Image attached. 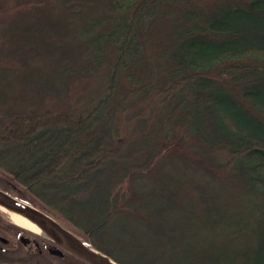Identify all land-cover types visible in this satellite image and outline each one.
Returning a JSON list of instances; mask_svg holds the SVG:
<instances>
[{
  "label": "trees",
  "instance_id": "16d2710c",
  "mask_svg": "<svg viewBox=\"0 0 264 264\" xmlns=\"http://www.w3.org/2000/svg\"><path fill=\"white\" fill-rule=\"evenodd\" d=\"M10 13L100 18V43L76 98L0 111V188L119 264H264V0H0V28ZM216 180L258 211L248 237ZM0 232V264H91L1 211Z\"/></svg>",
  "mask_w": 264,
  "mask_h": 264
},
{
  "label": "rangeland",
  "instance_id": "374dc122",
  "mask_svg": "<svg viewBox=\"0 0 264 264\" xmlns=\"http://www.w3.org/2000/svg\"><path fill=\"white\" fill-rule=\"evenodd\" d=\"M13 14L4 16L7 22L0 28V111L25 112L61 99L76 98L82 83L92 80L88 75L76 73L77 57L87 59L97 54L90 45L100 43L98 29L94 28L100 18L25 14L24 18L16 19L11 17ZM222 184L214 181L215 189H210L208 198H215L217 216L232 224L229 233L236 238L248 237V222L258 216V211L252 210V202L250 206L242 200L237 184L231 187ZM69 210L79 219L82 216L78 209ZM216 229L220 232L217 238H222L226 228Z\"/></svg>",
  "mask_w": 264,
  "mask_h": 264
},
{
  "label": "water",
  "instance_id": "95a60500",
  "mask_svg": "<svg viewBox=\"0 0 264 264\" xmlns=\"http://www.w3.org/2000/svg\"><path fill=\"white\" fill-rule=\"evenodd\" d=\"M0 203L2 205L8 207H14L18 210H21L28 214L29 216L37 219L40 221L45 227H47L54 235L58 238L54 239L49 236H45L41 233L33 231L29 228L23 227L22 225L18 224L10 215V213L0 207L1 214L4 218L9 219L10 221L16 223L17 225L26 228L30 231H33L41 236H44L52 241L59 243L61 246L69 249L71 252L75 253L79 257L83 258L84 260L88 261L91 264H119L114 259H112L106 253L100 251L97 248L89 246L85 243L78 235H76L71 229L66 227L57 218L53 217L49 213L45 212L44 210L23 201L12 194L6 192L5 190L0 188ZM4 213V214H3Z\"/></svg>",
  "mask_w": 264,
  "mask_h": 264
},
{
  "label": "bare ground",
  "instance_id": "6f19581e",
  "mask_svg": "<svg viewBox=\"0 0 264 264\" xmlns=\"http://www.w3.org/2000/svg\"><path fill=\"white\" fill-rule=\"evenodd\" d=\"M0 207H3L4 209H6L10 213L12 218L18 224L22 225L23 227H26V228H29L33 231L41 233V234L45 235L46 237L49 236V237L54 238V239L58 238L47 227H45L40 221L29 216L25 212L18 210L14 207L12 208V207L2 205V203H0Z\"/></svg>",
  "mask_w": 264,
  "mask_h": 264
},
{
  "label": "flooded vegetation",
  "instance_id": "af4514ba",
  "mask_svg": "<svg viewBox=\"0 0 264 264\" xmlns=\"http://www.w3.org/2000/svg\"><path fill=\"white\" fill-rule=\"evenodd\" d=\"M1 189H3V190H5L6 192L12 194V196H13V194H14V193H12V191H10L9 188L7 189V188H5V187H1ZM19 239H20L21 241H23V243H25V241H31V239L25 237V234H21V235L19 236ZM34 241H36V240H34ZM13 244H14V243H13V240H12V235L7 236V235H5V234H3V233L0 232V252H1V253H2V252H4V253H6V252H12V250H13V248H14V246H15V245H13ZM24 245H25V244H24ZM36 245H38V242H36ZM1 253H0V254H1Z\"/></svg>",
  "mask_w": 264,
  "mask_h": 264
}]
</instances>
